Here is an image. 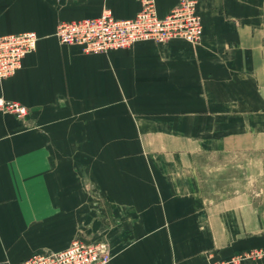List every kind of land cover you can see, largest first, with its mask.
<instances>
[{
  "label": "crops",
  "instance_id": "0c3cea01",
  "mask_svg": "<svg viewBox=\"0 0 264 264\" xmlns=\"http://www.w3.org/2000/svg\"><path fill=\"white\" fill-rule=\"evenodd\" d=\"M154 1L160 17L179 2ZM197 5L196 46L138 42L88 55L58 43V22L105 8L133 18L139 0H0V34L39 37L0 82V100L28 111L17 118L0 110V264L31 257L20 249L26 243L67 248L69 227L85 222L91 205L87 163L100 196L93 205L109 212L108 264L232 256L246 207L206 204L192 170L204 154L264 149V0Z\"/></svg>",
  "mask_w": 264,
  "mask_h": 264
},
{
  "label": "built area",
  "instance_id": "2783aa9c",
  "mask_svg": "<svg viewBox=\"0 0 264 264\" xmlns=\"http://www.w3.org/2000/svg\"><path fill=\"white\" fill-rule=\"evenodd\" d=\"M140 4L138 14L129 19H116L105 8L95 18L60 22L53 36L58 43L78 47L88 55L127 49L138 42L165 44L175 39L190 44L200 42L203 25L197 0H179L164 17L158 16L154 0H140ZM38 40L35 32L0 34V82L20 70L24 57L35 50ZM0 110L17 118H24L28 113L23 105L3 100H0ZM252 256L235 254L210 264H248ZM110 260L105 243L75 241L67 249L37 254L18 264H108Z\"/></svg>",
  "mask_w": 264,
  "mask_h": 264
},
{
  "label": "rangeland",
  "instance_id": "374dc122",
  "mask_svg": "<svg viewBox=\"0 0 264 264\" xmlns=\"http://www.w3.org/2000/svg\"><path fill=\"white\" fill-rule=\"evenodd\" d=\"M171 41L173 40L165 44ZM188 44L196 46V44ZM86 167L87 170L83 169L85 171L82 170L81 173L86 177L83 181H85L87 199L91 201L90 209L85 210V222L81 221L69 227V241L66 246L68 248L75 241L103 242L111 254L108 242L102 237L109 212L95 209L98 207L93 205V200L100 196L97 195V186H94L90 178L96 174V171L92 172L93 168L88 163ZM192 173L206 204L228 201L235 205L241 203L245 205L246 209L240 212L246 223L245 229L242 228L245 230V235L241 241L233 244L234 249L230 254H253L247 260L248 264H264V149L204 154L195 160ZM21 248L22 251L33 250L32 256L59 252L51 250L49 246H44V243H32L29 247L26 243L22 244ZM24 260L26 259L13 260L16 263L10 260L5 264H18Z\"/></svg>",
  "mask_w": 264,
  "mask_h": 264
}]
</instances>
